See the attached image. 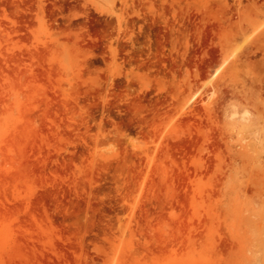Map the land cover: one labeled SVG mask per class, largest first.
<instances>
[{"label": "rangeland", "instance_id": "rangeland-1", "mask_svg": "<svg viewBox=\"0 0 264 264\" xmlns=\"http://www.w3.org/2000/svg\"><path fill=\"white\" fill-rule=\"evenodd\" d=\"M0 264H264V0H0Z\"/></svg>", "mask_w": 264, "mask_h": 264}]
</instances>
